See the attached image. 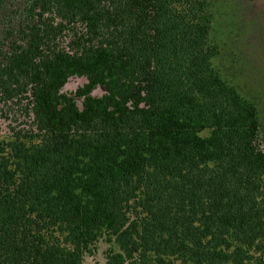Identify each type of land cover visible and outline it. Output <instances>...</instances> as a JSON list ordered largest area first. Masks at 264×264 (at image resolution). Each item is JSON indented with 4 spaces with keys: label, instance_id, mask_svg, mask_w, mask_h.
Instances as JSON below:
<instances>
[{
    "label": "trees",
    "instance_id": "obj_1",
    "mask_svg": "<svg viewBox=\"0 0 264 264\" xmlns=\"http://www.w3.org/2000/svg\"><path fill=\"white\" fill-rule=\"evenodd\" d=\"M214 3L0 0V264L100 241L104 264H264L260 125L213 68Z\"/></svg>",
    "mask_w": 264,
    "mask_h": 264
},
{
    "label": "rangeland",
    "instance_id": "obj_2",
    "mask_svg": "<svg viewBox=\"0 0 264 264\" xmlns=\"http://www.w3.org/2000/svg\"><path fill=\"white\" fill-rule=\"evenodd\" d=\"M209 38L219 52L212 61L213 68L238 95L256 108L260 125L258 144L264 151V0H215ZM84 83V78L72 77L63 92L73 94ZM102 93L101 88L92 91L95 97ZM77 104L80 106V100ZM0 126L1 135L4 126ZM108 247L100 241L94 253L84 258L83 264H104Z\"/></svg>",
    "mask_w": 264,
    "mask_h": 264
}]
</instances>
